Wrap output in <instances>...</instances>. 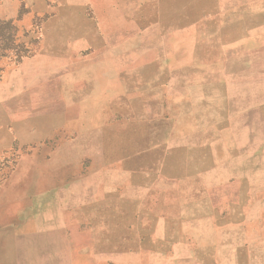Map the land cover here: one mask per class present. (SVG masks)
<instances>
[{
  "label": "crops",
  "instance_id": "0c3cea01",
  "mask_svg": "<svg viewBox=\"0 0 264 264\" xmlns=\"http://www.w3.org/2000/svg\"><path fill=\"white\" fill-rule=\"evenodd\" d=\"M118 1L133 32L165 27L148 80L162 109L114 173L65 188L81 196L82 254L104 262L116 238L114 257L137 263L264 264V0Z\"/></svg>",
  "mask_w": 264,
  "mask_h": 264
},
{
  "label": "rangeland",
  "instance_id": "374dc122",
  "mask_svg": "<svg viewBox=\"0 0 264 264\" xmlns=\"http://www.w3.org/2000/svg\"><path fill=\"white\" fill-rule=\"evenodd\" d=\"M134 12L118 0H0V264H143L114 257L116 238L104 262L83 255L81 196L65 192L98 167L114 173L130 155L118 146L145 143V117L162 109L148 80L166 63L165 27L133 32Z\"/></svg>",
  "mask_w": 264,
  "mask_h": 264
}]
</instances>
